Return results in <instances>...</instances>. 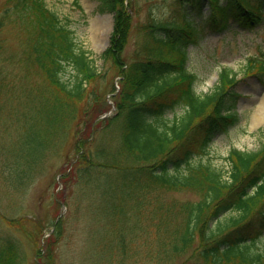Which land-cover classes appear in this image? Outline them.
I'll use <instances>...</instances> for the list:
<instances>
[{
  "label": "trees",
  "instance_id": "trees-1",
  "mask_svg": "<svg viewBox=\"0 0 264 264\" xmlns=\"http://www.w3.org/2000/svg\"><path fill=\"white\" fill-rule=\"evenodd\" d=\"M133 1L97 0L100 12L113 15L100 59L119 76L118 88L105 91L98 84L104 71L44 0H0V181L17 200L6 202L8 213L0 201V264H24L23 238L42 234L18 200L49 158L66 166L62 181L73 174L81 187L71 200L98 199L96 217L107 218L97 233L106 246L98 251L102 264H264V141L252 151L231 148L228 171L203 159L238 120L230 111L235 94L227 99L237 73L222 66L208 92H195L186 49L211 23L186 6L140 28L134 56L125 59ZM207 1L220 32L264 23V0ZM242 72L264 74L263 53L247 57ZM109 92L114 112L99 118L110 108ZM177 107L182 114L169 118ZM178 192L195 198L171 197ZM67 220L63 227L59 216L48 237L57 242L64 232L65 246L85 243L79 226L86 220ZM33 239L37 258L58 264L62 243L57 250L47 238L42 249Z\"/></svg>",
  "mask_w": 264,
  "mask_h": 264
},
{
  "label": "rangeland",
  "instance_id": "rangeland-1",
  "mask_svg": "<svg viewBox=\"0 0 264 264\" xmlns=\"http://www.w3.org/2000/svg\"><path fill=\"white\" fill-rule=\"evenodd\" d=\"M44 2L48 8L58 14L63 22H68L70 28L74 30L77 45L87 53L93 66L98 71H104V78L98 82L101 89L110 91L116 88L118 82L116 70L112 71L107 66L106 72L104 69L106 66L100 59V55L109 44L113 28L112 13L100 12L97 0H44ZM133 3V29L127 35L125 42V59L127 60L134 56V51L141 40L140 28L151 19L163 21L173 18L181 14V6H186L194 9L197 16L202 15V18L207 20L206 23H211L205 27L197 43L188 45L186 69L195 75L193 87L197 94L208 92L214 86L222 66H227L237 73L235 92L229 91L227 99L235 94V102L230 109L237 113L238 120L232 127L213 138L208 147V154L203 157L204 160L213 162L214 166L228 171L229 163L226 158L231 148L252 151L258 149L264 141V114L256 117L264 101V74L260 72L243 74L242 72L247 57L260 56L261 53L264 55V23L252 29L240 28L233 23L229 29L220 32L219 25L213 24L215 19L211 16V7L207 0H134ZM110 95V93L106 95L107 104H110ZM102 106H104L103 103L101 108ZM181 114L182 108L177 107L174 111L168 112L167 116L172 118ZM66 172V166L61 160L49 158L44 170L36 174L26 196L18 200V202L23 200L18 211L34 215L40 221L42 234L39 235L38 229L33 237L39 240L38 244L42 249L45 247L47 238L50 242L53 239L52 236L48 237L49 232L59 216L63 217V227H67V219V222L86 220L79 226L84 231L80 235V240L86 241L85 243L65 246L68 236L64 232L59 241L52 240V246L58 247L57 250L62 243V249L60 253L55 254V259L58 264H102L104 259L99 256L98 251L104 250L106 246L98 243L97 240L103 233L101 227H106L107 218L96 217L101 215L98 199L95 200L96 202L91 197L81 200L80 196H74L72 200L70 199L75 190L77 191L78 188L80 190L81 187L74 184L73 174L71 181L67 183L62 181L61 175ZM10 191L11 189L0 181L1 209L5 213H8L7 201L12 204L17 202V200H9ZM171 197L178 200L195 198L188 192L173 193ZM10 210L12 211V208ZM98 232H101L100 236ZM32 238L22 240L25 253L24 264H43L41 258H37V244Z\"/></svg>",
  "mask_w": 264,
  "mask_h": 264
},
{
  "label": "bare ground",
  "instance_id": "bare-ground-1",
  "mask_svg": "<svg viewBox=\"0 0 264 264\" xmlns=\"http://www.w3.org/2000/svg\"><path fill=\"white\" fill-rule=\"evenodd\" d=\"M262 114H264V101H263L262 108H260V109L257 111V115H256V117H260V116H262Z\"/></svg>",
  "mask_w": 264,
  "mask_h": 264
}]
</instances>
